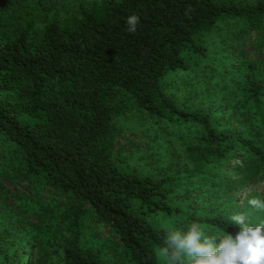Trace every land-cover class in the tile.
Instances as JSON below:
<instances>
[{"label":"trees","instance_id":"1","mask_svg":"<svg viewBox=\"0 0 264 264\" xmlns=\"http://www.w3.org/2000/svg\"><path fill=\"white\" fill-rule=\"evenodd\" d=\"M235 26L230 49L221 30ZM248 31L264 48V0H0V264H170L157 258L170 227L234 235L232 212L205 210L237 168L264 178V69L238 53ZM211 32L226 52L201 74L198 102L168 95L165 73L207 56ZM131 109L181 124L191 167L122 168L114 136Z\"/></svg>","mask_w":264,"mask_h":264},{"label":"rangeland","instance_id":"2","mask_svg":"<svg viewBox=\"0 0 264 264\" xmlns=\"http://www.w3.org/2000/svg\"><path fill=\"white\" fill-rule=\"evenodd\" d=\"M237 1L248 3L254 0ZM240 27H230L229 29L221 30V32L225 31L224 33H227L226 38L230 40L232 39L231 33L237 32ZM254 35V31L244 33L243 40L237 42L239 45L238 53L248 59L261 58L262 64L260 66L264 69V48L257 49L250 44V41L254 39ZM226 38L225 36H219L215 32L202 34L199 41L206 47L207 56L202 57L192 53L188 56L185 54L188 64L187 69L167 71L162 79L167 94L176 97L179 101H187L190 105L198 102V98L201 96L199 93H201L202 87L205 85V79L202 78L201 74L206 72L205 70L209 66L222 62L221 55L226 51L222 52L217 44ZM230 42L233 44L230 49H233L236 44H234L233 40H230ZM226 63L228 64V62ZM218 68L220 67L218 66ZM261 79L264 83V70ZM246 117L244 114H240L238 119L244 121ZM118 122L121 128L115 133L113 151L116 162L122 168L129 171H137L141 174H164L175 167L180 170L191 167L183 151L181 140L177 137L181 124L176 126L163 123L156 124L136 109L126 111ZM233 124L238 127V120L234 119ZM236 171L234 176H232L233 182L225 187V192L218 191L213 193L218 200L216 204L214 205L211 198L207 201L206 207L208 203L212 204L210 208H206V212H216L218 210L232 213L245 212L246 214L255 212L254 209L248 206L247 199L253 196L263 197L264 178L259 175L252 176L242 173L240 168H237ZM216 198L213 197V199ZM219 202L222 205L217 208L216 205ZM259 216L260 214L258 213L254 215L255 219L258 220L260 219ZM96 229L98 236L102 239L104 238L110 245V241H113L114 237L109 234L108 228L100 224ZM159 249L157 248V258L162 260L163 256L160 254ZM112 252L109 246L106 254L109 255Z\"/></svg>","mask_w":264,"mask_h":264},{"label":"clouds","instance_id":"3","mask_svg":"<svg viewBox=\"0 0 264 264\" xmlns=\"http://www.w3.org/2000/svg\"><path fill=\"white\" fill-rule=\"evenodd\" d=\"M127 31H136L139 17L126 18ZM251 209L264 213V198L247 199ZM229 224L238 227L228 232L206 231L204 225L193 220L183 227L166 230L160 254L170 264H264V220L253 223L245 212L229 217Z\"/></svg>","mask_w":264,"mask_h":264}]
</instances>
